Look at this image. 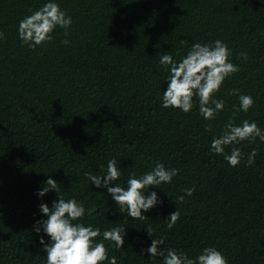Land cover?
Returning a JSON list of instances; mask_svg holds the SVG:
<instances>
[{
  "label": "trees",
  "instance_id": "1",
  "mask_svg": "<svg viewBox=\"0 0 264 264\" xmlns=\"http://www.w3.org/2000/svg\"><path fill=\"white\" fill-rule=\"evenodd\" d=\"M46 2L0 0L6 37L0 40V264H46L39 240L49 238L33 226L46 219L39 205L57 200L53 191L37 196L49 177L66 200L96 207L81 223L101 232L126 228L122 249L108 247L117 264H163L145 251L151 239L190 258L214 246L228 264H264V142L227 146L228 154L241 148L237 167L210 150L239 105L231 89L255 101L234 123L247 119L264 130V0H56L72 18L68 35L57 28L44 47H22L18 22ZM217 39L240 68L216 93L224 110L206 121L198 99L187 114L162 108L168 72L160 57L179 62L193 44ZM241 52L248 60L238 58ZM206 124L214 131H205ZM254 148L255 161L247 166ZM112 159L122 172L114 183L125 188L130 174L143 175L155 161L180 170L170 184L150 189L163 203L142 213L148 219L127 217L84 175H106ZM193 187L194 194L178 202ZM176 208L180 218L169 229Z\"/></svg>",
  "mask_w": 264,
  "mask_h": 264
},
{
  "label": "clouds",
  "instance_id": "2",
  "mask_svg": "<svg viewBox=\"0 0 264 264\" xmlns=\"http://www.w3.org/2000/svg\"><path fill=\"white\" fill-rule=\"evenodd\" d=\"M72 18L63 11L56 0H47L39 9L30 10V15L18 22V39L21 46L35 51L37 47H44L53 41V32L63 29L64 35H68ZM6 39L0 32V40ZM67 45L68 40H63ZM181 47H186V41H180ZM232 50L223 41L217 39L213 43H195L179 62L174 61L172 55L164 54L160 57V64L168 72L166 78L167 89L161 98V107L164 109L180 110L187 114L192 111L194 101L198 99L199 114L206 121L215 120L217 115L225 108V101L217 99L218 93L224 81L240 71L238 65L231 62ZM239 59L248 60L245 52L239 53ZM230 96H237L239 105H233V115L225 124L219 136H213L210 150L212 153L222 155L230 167H237L243 159L240 147H232L230 154L225 153V148L230 145H239L247 141L255 143L257 139L264 142V130L255 121L243 120L236 125V114L247 113L254 107L252 96L241 94L239 89H231ZM205 131L213 132L211 124L205 125ZM257 155V149H253L247 156V166H251ZM177 168H166L159 161L154 162V167L137 177L130 174L127 187L115 184L122 172L119 161L109 160L107 173L104 176H96L91 173L84 175L96 188L106 189L117 207L123 209L127 217L131 219H148L142 213L156 207L163 202L158 199L155 191L150 189L160 188L162 184H170L179 174ZM60 183L48 178L42 188L37 192L38 197H44L53 191L57 200L49 207L45 203L39 205L40 213L46 219L36 221L33 230L37 235L43 233L49 238L46 243L41 236L39 243L46 253V264H117L115 256H109L108 247L121 250L125 242L126 228L122 226L106 229L101 232L99 227L81 223L84 217L92 216L96 207L85 208L82 202L75 198L65 199L59 195ZM195 187L186 188L184 195L179 196L178 202L183 203L185 196H192ZM147 193V194H146ZM180 218V212L169 214L167 218L168 228L175 226ZM149 237L152 230L146 229ZM99 238V239H98ZM105 241L109 242L106 246ZM163 239H151V245L145 250L150 257H161L163 264H228V258L214 246L205 247L195 258H190L182 249L169 248L165 252L160 246ZM143 255V252L141 253Z\"/></svg>",
  "mask_w": 264,
  "mask_h": 264
}]
</instances>
